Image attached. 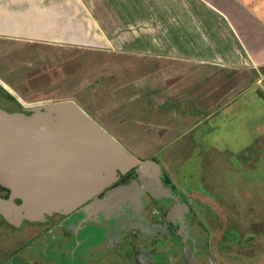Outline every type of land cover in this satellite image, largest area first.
<instances>
[{
	"label": "rangeland",
	"instance_id": "rangeland-1",
	"mask_svg": "<svg viewBox=\"0 0 264 264\" xmlns=\"http://www.w3.org/2000/svg\"><path fill=\"white\" fill-rule=\"evenodd\" d=\"M125 1L84 0L102 29L95 41L41 45L0 39V106L79 105L130 151L152 155L172 181L193 191L209 257L221 264H264V76L246 74L240 90L205 108L191 105L197 117L190 120L184 116L188 90L205 82L207 71L193 81L187 60L162 59L156 52L178 49L171 45L168 22L181 27L192 0H133L141 7L134 11L115 7ZM100 2L105 5L98 9ZM157 29L165 31V42L156 43ZM178 45L185 49L188 42ZM146 61L151 77L141 69ZM173 79L178 81L162 87Z\"/></svg>",
	"mask_w": 264,
	"mask_h": 264
},
{
	"label": "flooded vegetation",
	"instance_id": "flooded-vegetation-1",
	"mask_svg": "<svg viewBox=\"0 0 264 264\" xmlns=\"http://www.w3.org/2000/svg\"><path fill=\"white\" fill-rule=\"evenodd\" d=\"M14 106L0 109L27 113L22 104ZM139 161L112 169L105 187L70 210L15 222L0 215V264H221L203 248L193 191L172 181L161 164ZM127 186L131 191L120 198L138 200L134 210L113 204L116 190ZM9 198L10 190L0 180V200ZM14 204L20 208L23 201L14 198ZM127 221L129 227L122 228ZM116 224L123 239L107 245Z\"/></svg>",
	"mask_w": 264,
	"mask_h": 264
},
{
	"label": "crops",
	"instance_id": "crops-1",
	"mask_svg": "<svg viewBox=\"0 0 264 264\" xmlns=\"http://www.w3.org/2000/svg\"><path fill=\"white\" fill-rule=\"evenodd\" d=\"M125 3L123 7L121 5H115V7L117 9L124 8L128 11L137 10L136 7L141 8L133 5V0H126ZM188 3L186 5H188L187 7L191 12L189 17L182 14L183 17H186H184L181 27L178 25L174 27V23L168 22L171 27L169 35L173 37L171 45L174 48L178 47V49L168 52L157 51L156 53L162 59L167 57V59H177L179 61L182 59L187 60L188 67H190L188 73L190 77H193V81L195 77H199L202 72L207 71L206 78H201L205 82L194 83L192 84L193 87L188 90L189 105L184 116L188 113V118L195 120L197 116L190 111L191 105L199 109L201 107L205 108L227 96L229 92L240 90L242 86L239 84L245 82L242 77L246 74L253 75V79H255V75L264 76V71H261L264 69V0H192ZM103 4V2H100L95 5L100 9L104 7ZM183 4L181 5L183 6ZM130 5L132 9H130ZM181 5L179 3V7H182ZM157 8L163 9V6L157 4ZM54 15H56L55 18ZM37 20L45 23L46 27L43 29L35 24ZM87 30L91 33L89 35L91 38L86 37L84 33ZM72 31H76V33ZM101 31L98 20L93 13L88 11L84 0H0V39L3 41L62 45L69 41L83 42L90 39L92 41L100 39ZM96 36L98 38H95ZM155 37L157 38L155 39L156 43L161 40L165 42V31L157 29ZM141 39V43L145 42ZM181 40L184 43L188 42L185 49H179L180 45L178 44ZM146 51L145 53L149 54ZM141 53L144 56V52ZM146 57L151 58L147 55ZM191 67L194 68L193 72H191ZM141 69L147 71L146 77L150 76L148 74L150 73V66L147 61L146 67L144 66ZM157 71L163 73L159 68H157ZM175 79L169 83L164 81L165 84L162 87L164 85L168 87L169 84L177 82L178 80ZM260 80L258 79L257 82L261 83ZM168 101L173 104H182L171 99H168ZM174 110L176 111V109ZM85 113L133 159L136 158L135 160L139 163V160H151L164 166L163 163L151 157L152 155L143 157L141 154L139 155V152L130 151L123 139L106 130L89 113L86 111ZM23 115H30V113H23ZM156 124H158V121H156ZM130 131L138 132L136 129ZM92 167L93 169H90L92 175L79 172L77 183L93 185L94 182L99 183L102 177L107 182L112 177V169L120 166ZM82 171L85 170L82 169ZM6 188L10 190V198L4 202L11 201L14 207H19L14 204V198L20 197H12V190L7 185ZM79 199H81V202L86 200L85 198ZM1 203H3V200H0V205H2ZM54 212L57 211L50 214ZM24 213V211L20 213L16 210L2 212L0 209V215L10 222H15L17 219H28L24 216Z\"/></svg>",
	"mask_w": 264,
	"mask_h": 264
},
{
	"label": "water",
	"instance_id": "water-1",
	"mask_svg": "<svg viewBox=\"0 0 264 264\" xmlns=\"http://www.w3.org/2000/svg\"><path fill=\"white\" fill-rule=\"evenodd\" d=\"M24 111L30 115L0 109V178L12 197L23 201L20 208L3 202L2 212L24 211L26 218L36 219L46 212L70 210L79 198L88 199L108 182L102 177L93 185L77 183L79 172L92 175V166L139 163L71 101Z\"/></svg>",
	"mask_w": 264,
	"mask_h": 264
},
{
	"label": "bare ground",
	"instance_id": "bare-ground-1",
	"mask_svg": "<svg viewBox=\"0 0 264 264\" xmlns=\"http://www.w3.org/2000/svg\"><path fill=\"white\" fill-rule=\"evenodd\" d=\"M129 191H131V189L127 186V187H122V188H119L118 190H116V192L114 193V196L112 197V200H115L116 199V203H113V204H118V203H125V207L127 206V207H131L132 206V208H133V210H134V207H135V204L136 205H139V201L138 200H136L135 202H131V200H127L126 198H120L121 196H122V194H124V193H127V192H129ZM120 198V199H119ZM108 201H110V199L108 200ZM107 201V202H108ZM121 201V202H120ZM123 201H125V202H123ZM4 202V201H3ZM109 203V202H108ZM2 204V203H1ZM110 204V203H109ZM45 215H48V212H46V214ZM45 215H41L42 217H38V218H36V219H29V220H42L43 219V217L45 216ZM131 224V222L130 221H127L126 223H125V225L123 226H121L122 228H124V227H129V225ZM115 228H117V231H116V233H115V235L113 236V238L111 239V244H107V245H113V244H116V243H118L119 241H121L122 239H123V235L120 233V230H119V228H120V225L119 224H116L115 225ZM113 241V242H112ZM106 245H104V247H105Z\"/></svg>",
	"mask_w": 264,
	"mask_h": 264
}]
</instances>
